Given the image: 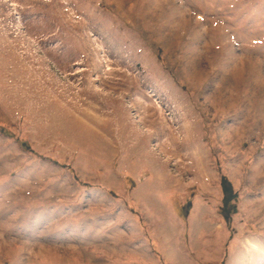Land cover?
<instances>
[{
    "label": "rangeland",
    "instance_id": "374dc122",
    "mask_svg": "<svg viewBox=\"0 0 264 264\" xmlns=\"http://www.w3.org/2000/svg\"><path fill=\"white\" fill-rule=\"evenodd\" d=\"M0 264H264V0H0Z\"/></svg>",
    "mask_w": 264,
    "mask_h": 264
},
{
    "label": "trees",
    "instance_id": "16d2710c",
    "mask_svg": "<svg viewBox=\"0 0 264 264\" xmlns=\"http://www.w3.org/2000/svg\"><path fill=\"white\" fill-rule=\"evenodd\" d=\"M225 180L223 179V191H224V203L225 204H229L230 201L234 198L233 194H232V189L229 185L228 182H224ZM226 217H228V215H226Z\"/></svg>",
    "mask_w": 264,
    "mask_h": 264
}]
</instances>
